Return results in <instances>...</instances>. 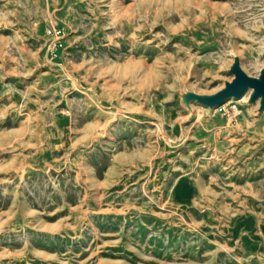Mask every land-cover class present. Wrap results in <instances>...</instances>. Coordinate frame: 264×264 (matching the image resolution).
<instances>
[{
    "label": "rangeland",
    "instance_id": "374dc122",
    "mask_svg": "<svg viewBox=\"0 0 264 264\" xmlns=\"http://www.w3.org/2000/svg\"><path fill=\"white\" fill-rule=\"evenodd\" d=\"M234 57L264 0H0V264H264V110L180 103Z\"/></svg>",
    "mask_w": 264,
    "mask_h": 264
},
{
    "label": "water",
    "instance_id": "95a60500",
    "mask_svg": "<svg viewBox=\"0 0 264 264\" xmlns=\"http://www.w3.org/2000/svg\"><path fill=\"white\" fill-rule=\"evenodd\" d=\"M227 71L232 74L233 78L231 81L225 82L220 90L210 95L182 91L179 93L181 105L188 112L191 111L189 103L192 101L213 109L229 98L239 100L247 93L244 105L256 104V112L259 115L264 110V65L260 68L256 77H250L241 70L239 59L234 57Z\"/></svg>",
    "mask_w": 264,
    "mask_h": 264
},
{
    "label": "built area",
    "instance_id": "2783aa9c",
    "mask_svg": "<svg viewBox=\"0 0 264 264\" xmlns=\"http://www.w3.org/2000/svg\"><path fill=\"white\" fill-rule=\"evenodd\" d=\"M47 34L49 36L50 39V45H49V53L51 55V57H55L57 54V51L59 50L61 44L59 42V39L56 38L55 34L53 31L48 30ZM233 108H236V106L234 104H232Z\"/></svg>",
    "mask_w": 264,
    "mask_h": 264
}]
</instances>
